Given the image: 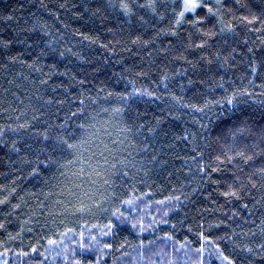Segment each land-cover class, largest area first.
<instances>
[{"label":"trees","instance_id":"16d2710c","mask_svg":"<svg viewBox=\"0 0 264 264\" xmlns=\"http://www.w3.org/2000/svg\"><path fill=\"white\" fill-rule=\"evenodd\" d=\"M198 2L0 0V264H264V0Z\"/></svg>","mask_w":264,"mask_h":264},{"label":"snow or ice","instance_id":"6c2138e0","mask_svg":"<svg viewBox=\"0 0 264 264\" xmlns=\"http://www.w3.org/2000/svg\"><path fill=\"white\" fill-rule=\"evenodd\" d=\"M220 3H221V0H217V4H220ZM200 6H201V4L198 2V0H185V3H184V11H195V9L197 7H200ZM203 6L208 8V12L210 14H213V10H212V7L211 6H209V5H203ZM184 11H182L179 14L181 18L184 16ZM245 20H247V17H245ZM257 21H260V17L253 15L252 16V19L251 20H248V23H254V22H257ZM261 22L264 23V21H261ZM177 23H179V21H177ZM192 23L193 24H201L202 21L196 20V21H192ZM205 35H209V33H205ZM197 47H204V44L197 45ZM81 127H83V125H81ZM233 135H235V133H233ZM262 137H264V133H262ZM44 139L47 141V140L51 139V137L45 136ZM59 143L65 144L68 148H75V147H77V145H75V144H69L67 142V140H64L62 137L59 138ZM57 146H59V144H57ZM222 154L225 156V159L229 163H231L233 157L227 156L226 153H222ZM236 155L239 156V157H241L242 159H244L245 163H247L248 161L252 160V157L251 156H245V153L244 152H237ZM219 159H220V157H217V160H219ZM217 170L218 169H213V171H217ZM201 171H203V169H201ZM260 171L261 172H264V169H261ZM231 194L232 195H235V192H232Z\"/></svg>","mask_w":264,"mask_h":264},{"label":"rangeland","instance_id":"374dc122","mask_svg":"<svg viewBox=\"0 0 264 264\" xmlns=\"http://www.w3.org/2000/svg\"><path fill=\"white\" fill-rule=\"evenodd\" d=\"M198 1H199V0H198ZM200 1H201V0H200ZM183 2L185 3V0H183ZM125 212L130 213L128 210H126ZM48 250H50L51 252H53L52 249H48ZM176 252H177V254H179L180 256L184 257L182 254H180L181 252L184 253L183 250H182L181 248L177 249ZM14 261H15V259H14ZM147 264H151V263H147Z\"/></svg>","mask_w":264,"mask_h":264}]
</instances>
